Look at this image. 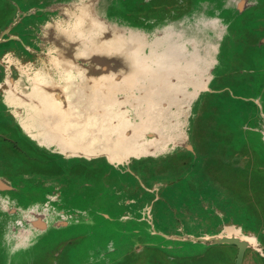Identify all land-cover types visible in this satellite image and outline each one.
Instances as JSON below:
<instances>
[{
  "label": "rangeland",
  "instance_id": "1",
  "mask_svg": "<svg viewBox=\"0 0 264 264\" xmlns=\"http://www.w3.org/2000/svg\"><path fill=\"white\" fill-rule=\"evenodd\" d=\"M56 1L69 7L49 12ZM112 21L156 35L118 83L84 67L86 53L95 66L106 60L102 33ZM24 42L48 43V72L63 80L76 60L85 100L81 110L42 95L39 110L27 103L15 113L0 93V264H234L237 245L216 239L226 227L255 238L241 264H264V0H0V57L20 56L14 67L47 84ZM196 49L209 92L179 130L170 116L181 101L172 97L189 91L166 78L191 80ZM111 106L121 112L110 113L114 131L100 138L84 114ZM22 116L39 127L15 125ZM45 139L51 151L36 144ZM158 139L161 152H148ZM107 145L127 157L111 163Z\"/></svg>",
  "mask_w": 264,
  "mask_h": 264
},
{
  "label": "crops",
  "instance_id": "2",
  "mask_svg": "<svg viewBox=\"0 0 264 264\" xmlns=\"http://www.w3.org/2000/svg\"><path fill=\"white\" fill-rule=\"evenodd\" d=\"M68 1V0H67ZM59 2L56 5H58V7H50L49 6V12L51 10V8L54 9H58L57 12H62L63 9H61L60 7H69L67 3H65L64 1H56ZM55 2V3H56ZM77 15L82 17L83 13L82 10L80 9L79 11L76 10ZM50 14V13H49ZM56 11L53 13V16H55ZM47 16V15H46ZM34 16H32L33 18ZM49 17H51V14L49 15ZM36 17H34L35 19ZM54 18V17H51ZM40 20V18H37ZM50 20L49 18L47 19H43L42 21H47ZM114 21V20H113ZM113 21L111 23H107L105 24L104 28H105V32L103 31L102 34L106 35V39H105V44L107 49V56H106V60H103V63L100 65L95 66V64L92 61V57H89V55L86 53L85 55V61H84V67L87 68L88 64L89 67L93 68L96 67L97 70L99 69L101 72L102 77L108 79L110 82H121L123 80L128 79L129 77H131V73H133L132 69H131V58L134 55H143L146 52L149 51V47L151 45V42L153 41V39L156 37L155 34H149L148 32H146L144 29H141L139 27H129L128 25H125L124 23L121 25H118V22L113 23ZM119 21V20H117ZM17 22V19L14 21H11L10 25L12 27V25L14 23ZM41 24V23H40ZM7 26V27H9ZM40 26V25H39ZM7 30V29H6ZM99 30V29H98ZM5 31V30H4ZM40 32V31H39ZM39 32L37 33V36L39 35ZM25 35V38H34L30 33H25V31L23 30V33ZM103 35V36H104ZM36 36V34H35ZM153 36V39L152 37ZM5 38V37H4ZM4 38L2 37V39L4 40ZM37 40L39 41V38H37ZM33 43L35 42L34 40L32 41ZM25 43V42H24ZM108 43L110 46H108ZM27 44V43H25ZM24 44V45H25ZM41 46L38 48V46H35L36 48L34 49V46L31 45H26L28 48H32V52L30 51V54L34 56V58H39L37 61H30L32 63H30L33 67V69L38 66L42 69V71L44 72V76H47V74L50 75V80L48 81L47 84L45 85H40L38 83H36L35 81H29L26 77H28V74L25 76L23 73V69L18 67H14L17 64V60H19L20 56H18L17 58H14L11 55H7L10 56L12 58L11 59H7L4 57H0V93L1 94H5L6 96H4V98L11 103L14 107H16L15 113H18V109L19 107H21V112L24 111L23 107L26 106V104L28 103L29 105H31L34 109L39 110L37 108V102L41 100V96L44 95V97L48 96L50 97V99H55L57 101H67V102H74L75 104V108H80L81 110L83 109V105L81 106H77L76 102L80 101V100H85V92L84 90L82 91L79 87V83L82 80L79 78V76L81 75V71H76L77 66H75V64L77 65V61L74 60L75 63L74 66H68V70L67 72L64 71L63 73L65 77L68 76V78L66 80H63L61 78V76H59V73H57V71L55 72H48L49 70H51L52 66H50V63L47 58H46V53H45V49L48 48V43H39ZM46 45V46H45ZM73 48H67L66 50L68 52L71 53V50ZM43 54L39 53L41 51ZM156 51H159L160 48L155 47ZM197 50V49H196ZM9 53H11L12 51H8ZM118 52L119 55L122 57H124L125 61H122V63L120 62H116V60L114 59V55L115 53ZM181 52V51H180ZM194 56L192 59V64L193 67L191 68V70H189V74L191 75L192 78L191 80L187 81V82H183L185 80V74L184 72L182 73V76L180 75V79H178V76L173 77L171 79L169 75L167 76L166 80L172 84H176L183 87V89H185L188 93H184L178 89L177 92L173 95L172 100L175 101L177 100L178 103H180L181 101V105L178 107L179 110V114H173L171 117V122L173 125H175L179 130H183V128L185 127L184 125V118L185 116L188 114V110L191 108L192 103L197 99L198 95L202 94V92H209L208 91V82L209 79L207 78V74H209V69L208 72L206 74V76L204 77H200L202 75L205 74V72H201L204 69H207L206 65L203 63V60H201V58H204L203 55H201L199 53V51H192ZM83 55V56H84ZM38 62V64H36ZM208 65V63H207ZM72 67V69L70 68ZM16 68V76H14L11 72H9L10 69ZM14 70V69H13ZM4 71V73H3ZM33 72V71H31ZM99 72V73H100ZM52 74V75H51ZM19 77V78H18ZM32 77L31 75L29 76V78ZM15 78H18L15 80ZM44 78V77H43ZM68 79H70V81H67ZM171 79V80H170ZM22 80V81H21ZM178 81V83H177ZM4 87H3V86ZM4 90V91H3ZM179 91V92H178ZM43 93V94H42ZM129 93V92H128ZM126 93V94H128ZM122 94L125 95V93H118V96H121ZM183 96V97H182ZM145 97V95H144ZM146 98V97H145ZM16 100V102L14 103L13 100ZM146 100V99H145ZM149 100V99H148ZM132 101V100H131ZM157 100L154 101V103H156ZM83 102V101H82ZM152 100H149L148 103H151ZM85 103V102H84ZM106 105H109V103H106ZM130 105H125V108L129 109ZM109 111H100L98 112L97 110H93V109H88L89 112H85L84 116H90L91 120V128L95 129L97 134L99 135L100 138L103 137V132L105 129H109L107 131V134L110 135V133L112 132L111 130L114 131L113 129V124L115 125V123H113V118L111 119V122H107L109 115H111V112H121L118 111L116 108H113L111 106L108 107ZM135 109H139L137 107H133ZM32 110V108H30ZM162 109V108H159ZM177 110V111H178ZM160 112H164L163 110H160ZM41 116V115H40ZM103 116L104 118L100 119V117ZM26 116H22L19 117V123L16 124V122H14L17 126H19L22 129H26V126L28 128H32V127H39V123H36L34 125L28 124L26 121ZM41 121H40V129L39 130H35V131H41L40 133L45 132L46 130L43 129V127L41 126L43 122V117H40ZM80 125L82 126V120L80 121ZM89 121H87L88 123ZM78 124V123H77ZM109 124V126H108ZM26 132V131H25ZM34 132V131H33ZM27 133V132H26ZM153 135V134H150ZM153 137V136H151ZM156 139L158 138V133H156ZM104 139V138H103ZM178 139L177 142H181L180 138H176ZM44 140V139H41ZM46 140V139H45ZM104 141V140H103ZM92 142V141H91ZM96 142V141H95ZM95 142H92L95 143ZM98 142V139H97ZM46 146L48 144V141L46 140L45 142ZM40 145L44 144L42 142H39ZM140 144V143H137ZM162 141L160 139L156 140V143L150 146V150L148 152H161V147H162ZM99 145V144H98ZM134 146V145H132ZM98 147V146H97ZM135 147V151L137 152V148ZM138 147V146H137ZM106 150H104L105 154H107L109 156V159L111 158V163L116 164L118 163L117 161H115L116 159L119 161L121 159V161L124 160L126 156V154L124 153V151H121L120 146L114 148L112 146H106L105 147ZM99 149V148H98ZM117 149V151H116ZM113 159H115L113 161ZM120 162V161H119ZM124 164V163H122ZM153 189L151 188H148ZM96 210V209H94ZM92 210V211H94Z\"/></svg>",
  "mask_w": 264,
  "mask_h": 264
},
{
  "label": "bare ground",
  "instance_id": "3",
  "mask_svg": "<svg viewBox=\"0 0 264 264\" xmlns=\"http://www.w3.org/2000/svg\"><path fill=\"white\" fill-rule=\"evenodd\" d=\"M3 86V85H2ZM4 87V86H3ZM16 110V109H15ZM62 113L64 114L65 113V111L64 110H62ZM17 115V114H16ZM163 132V131H162ZM165 132H166V130H165ZM167 133V132H166ZM47 135V134H46ZM164 136V135H163ZM167 136V135H166ZM165 137V136H164ZM6 183V182H5ZM3 185H6V184H4V183H2V182H0V189H2L3 188ZM2 187V188H1ZM32 213V212H31ZM38 222V221H37ZM33 223L35 224L36 223V221H33ZM37 224V223H36ZM236 225V224H235ZM234 225V226H235ZM44 226V224L42 225V227ZM222 226V225H221ZM238 226V225H237ZM226 231H225V234L224 233H222V234H218V235H216V238H224V237H238V238H240V239H243L247 244L248 243H253L254 241H255V238L254 237H252V236H242L241 234H240V232L238 231V230H236V229H234V228H232V227H226V229H225Z\"/></svg>",
  "mask_w": 264,
  "mask_h": 264
},
{
  "label": "water",
  "instance_id": "4",
  "mask_svg": "<svg viewBox=\"0 0 264 264\" xmlns=\"http://www.w3.org/2000/svg\"><path fill=\"white\" fill-rule=\"evenodd\" d=\"M218 241H228L234 243L238 247V252L235 258L234 264H241L242 258L244 254V248L246 246V242L238 237H224V238H216Z\"/></svg>",
  "mask_w": 264,
  "mask_h": 264
},
{
  "label": "flooded vegetation",
  "instance_id": "5",
  "mask_svg": "<svg viewBox=\"0 0 264 264\" xmlns=\"http://www.w3.org/2000/svg\"><path fill=\"white\" fill-rule=\"evenodd\" d=\"M16 125V124H15ZM36 142V141H35ZM36 144L37 145H39L40 147H45V149L47 148L48 150H52V148H50V147H48V146H44V145H40L38 142H36ZM90 144H92V142L90 143ZM60 152H62L63 153V151H60ZM56 153V152H55ZM56 154H60V153H56ZM61 155V154H60ZM71 156H73V155H71ZM63 157V156H62ZM98 157V156H97ZM104 157H106V158H109V156L107 155V154H104ZM79 158V157H78ZM5 186L6 185H3V188L2 189H4L5 188ZM77 209V208H76Z\"/></svg>",
  "mask_w": 264,
  "mask_h": 264
}]
</instances>
